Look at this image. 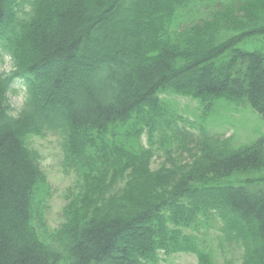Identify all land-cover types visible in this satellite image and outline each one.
Listing matches in <instances>:
<instances>
[{"label":"trees","instance_id":"trees-1","mask_svg":"<svg viewBox=\"0 0 264 264\" xmlns=\"http://www.w3.org/2000/svg\"><path fill=\"white\" fill-rule=\"evenodd\" d=\"M5 58L0 264H218L211 229L222 264H264V137L235 148L161 98L247 103L264 123V0H0ZM47 134L77 180L53 231L30 145Z\"/></svg>","mask_w":264,"mask_h":264},{"label":"rangeland","instance_id":"rangeland-1","mask_svg":"<svg viewBox=\"0 0 264 264\" xmlns=\"http://www.w3.org/2000/svg\"><path fill=\"white\" fill-rule=\"evenodd\" d=\"M11 63L8 58L0 65V71L10 72ZM24 91L19 96L12 97L11 102L15 108H20L23 102ZM161 98L171 103L176 112L197 125H202L213 134L223 138H230L235 148L248 145L260 137H264V123L252 111L247 103L234 101H214L211 109L205 110L199 101L188 97L164 93ZM62 140L57 135L47 134L42 137H32L30 145L40 155L42 171L45 174V183L39 188L35 198V207L39 217L44 220L46 230L53 231L62 222V211L69 193L75 191L76 176L71 172H64L62 167ZM157 163L159 160L156 161ZM154 164V167L157 166ZM201 237L205 241L206 250L218 264L225 258H234V254L222 253L219 249V234L216 229L204 230ZM201 233V234H202ZM192 254H175L163 257L159 264H196Z\"/></svg>","mask_w":264,"mask_h":264}]
</instances>
